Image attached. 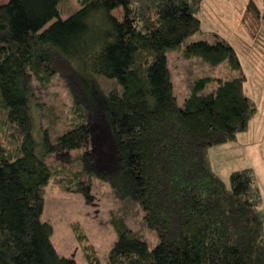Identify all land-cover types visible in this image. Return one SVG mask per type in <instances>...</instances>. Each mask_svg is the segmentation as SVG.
<instances>
[{
	"label": "trees",
	"instance_id": "trees-1",
	"mask_svg": "<svg viewBox=\"0 0 264 264\" xmlns=\"http://www.w3.org/2000/svg\"><path fill=\"white\" fill-rule=\"evenodd\" d=\"M61 1L0 3V106L21 141L13 152L0 136V264H78L59 254L53 226L42 220L52 176L46 158L78 148H89L80 156L87 183L81 178L79 190L90 198L94 178L109 182L118 199L141 204L160 238L152 248L115 220L110 264H264L254 169L233 170L228 183L210 159L213 147L238 140L257 115L245 77L217 78L208 93L214 78L201 77L181 104L169 67L168 50L181 49L186 58L241 69L225 38L184 45L201 30L203 0H80L67 18ZM57 73L79 121L57 141L45 129L38 143L33 77L47 85ZM99 75L122 91L105 92ZM84 249L90 264H103L93 245Z\"/></svg>",
	"mask_w": 264,
	"mask_h": 264
},
{
	"label": "rangeland",
	"instance_id": "rangeland-1",
	"mask_svg": "<svg viewBox=\"0 0 264 264\" xmlns=\"http://www.w3.org/2000/svg\"><path fill=\"white\" fill-rule=\"evenodd\" d=\"M6 1L0 0V3ZM252 4L260 8L262 16L258 17ZM80 7V0H62L60 16L67 18ZM115 14L121 17L122 9L115 10ZM200 17L201 30L188 37L184 45L225 38L235 47L242 66L241 69H233L229 61L214 66L201 57L186 58L181 49L168 50L175 92L179 103L184 104L191 95L193 85L201 77L214 78L204 93L217 87V78L245 77V88L258 108L257 115L249 129L239 134L238 140L213 147L210 159L228 183L233 170L252 167L264 211V32L261 33L264 30V0H203ZM99 81L105 92L114 89L122 91L116 79L99 75ZM33 90L35 138L41 143L44 130L48 129L53 141H57L61 134L79 121L70 89L63 75L57 73L47 85L33 77ZM0 136L10 151L17 150L20 137L9 123L7 111L1 106ZM88 149L53 153L46 158L52 176L45 187L42 220L52 224V240L59 254L76 259L78 264H90L84 249V244L88 243L94 246L103 264H110L109 255L118 239L115 220L125 221L139 238L147 241L152 248L157 246L160 238L145 223L144 209L139 202L131 198L118 199L111 184L98 178L92 180L90 198L79 190L78 181L81 178L87 183V177L82 175L80 156ZM79 234L86 236L85 242L79 239Z\"/></svg>",
	"mask_w": 264,
	"mask_h": 264
},
{
	"label": "crops",
	"instance_id": "crops-1",
	"mask_svg": "<svg viewBox=\"0 0 264 264\" xmlns=\"http://www.w3.org/2000/svg\"><path fill=\"white\" fill-rule=\"evenodd\" d=\"M213 164V163H212ZM216 170V169H215Z\"/></svg>",
	"mask_w": 264,
	"mask_h": 264
}]
</instances>
